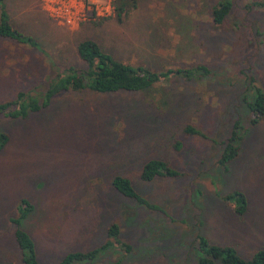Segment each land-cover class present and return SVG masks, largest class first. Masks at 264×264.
I'll return each mask as SVG.
<instances>
[{"label": "rangeland", "instance_id": "obj_1", "mask_svg": "<svg viewBox=\"0 0 264 264\" xmlns=\"http://www.w3.org/2000/svg\"><path fill=\"white\" fill-rule=\"evenodd\" d=\"M218 1L136 0L121 21L112 7L109 17L69 28L47 15L42 0H4L11 27L37 48L0 39V103L17 92L41 95L56 71L84 69L75 53L83 40L152 72L204 66L209 74L142 93L64 92L25 120L0 118L9 136L0 152V264H21L8 222L20 199L32 205L22 228L39 264L100 246L110 224L131 251L114 248L92 264H196L197 236L243 260L264 249V117L250 126L241 101L256 89L264 95V8L251 6L264 0H230L216 26L210 12ZM236 120L239 154L224 170L219 143ZM187 125L201 135L184 136ZM150 159L184 175L142 182ZM115 175L155 209L117 194ZM232 192L246 199L242 215L223 200Z\"/></svg>", "mask_w": 264, "mask_h": 264}, {"label": "trees", "instance_id": "obj_2", "mask_svg": "<svg viewBox=\"0 0 264 264\" xmlns=\"http://www.w3.org/2000/svg\"><path fill=\"white\" fill-rule=\"evenodd\" d=\"M112 5L114 17L116 20L121 21L135 9L136 0H114ZM251 6L263 9L264 1L251 3ZM230 10V0L218 1L210 12L212 24L222 25ZM0 39L11 40L33 49L37 48V43L31 37L25 36L11 27L4 0H0ZM75 53L79 60L84 63V69L79 70L70 67L56 71L53 77L48 80L45 91L39 96L30 92H17L13 99L0 103V118L25 120L29 115L46 108L53 97L64 92L142 93L150 90L154 85L167 82L172 78L192 80L197 77H206L209 74L204 66L152 72L141 66H133L115 60L91 40H83L77 43ZM245 94L246 92L243 93V95ZM241 101L245 105V112H249L250 126H256L264 117V95L256 89L249 102L245 101V103L242 96ZM240 128L239 120H236L231 126L228 138L219 143L221 150L217 164L224 170L239 154V144L242 138L241 135H238ZM182 134L188 137L201 135L197 129L189 125L182 129ZM8 142L9 136L0 130V152ZM179 146L180 144L177 143L175 148L179 149ZM183 175V173L175 171L160 159H150L142 164L139 179L142 182H150L155 178H178ZM110 184L112 189L121 197L134 201L137 205H142L148 209H155L153 205L149 204L136 192L128 179L115 175L111 178ZM223 200L231 205L233 204V211L237 215H242L245 212L246 199L242 193L232 192L227 194ZM31 210L32 205L30 202L26 199H20L15 207V216L8 219L13 229L12 237L19 252L21 264H39L34 243L22 228V222ZM195 243L196 253H194V258L196 264H215V262L220 264H264V249L255 252L249 260H243L230 246L210 244L201 236L196 237ZM114 248H120L124 253L131 251V247L121 241L118 226L110 224L105 230V242L103 244L85 252H68L56 264H92L99 255ZM112 264H119V261Z\"/></svg>", "mask_w": 264, "mask_h": 264}, {"label": "built area", "instance_id": "obj_3", "mask_svg": "<svg viewBox=\"0 0 264 264\" xmlns=\"http://www.w3.org/2000/svg\"><path fill=\"white\" fill-rule=\"evenodd\" d=\"M99 1L100 4H94L93 0H42L47 15L69 28L92 17H109L113 13V0Z\"/></svg>", "mask_w": 264, "mask_h": 264}]
</instances>
